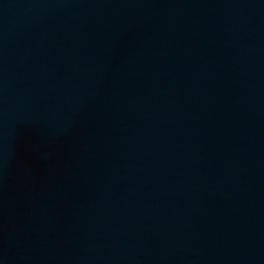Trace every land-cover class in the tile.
Segmentation results:
<instances>
[{"label": "water", "instance_id": "95a60500", "mask_svg": "<svg viewBox=\"0 0 264 264\" xmlns=\"http://www.w3.org/2000/svg\"><path fill=\"white\" fill-rule=\"evenodd\" d=\"M0 264H264V0H0Z\"/></svg>", "mask_w": 264, "mask_h": 264}]
</instances>
